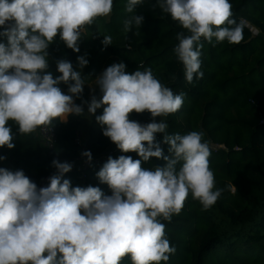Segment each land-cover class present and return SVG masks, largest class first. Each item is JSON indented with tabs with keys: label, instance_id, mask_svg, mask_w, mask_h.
Instances as JSON below:
<instances>
[{
	"label": "clouds",
	"instance_id": "obj_1",
	"mask_svg": "<svg viewBox=\"0 0 264 264\" xmlns=\"http://www.w3.org/2000/svg\"><path fill=\"white\" fill-rule=\"evenodd\" d=\"M142 3L127 0L125 33L140 28L144 17L135 9ZM157 5L186 30L187 34L177 33L174 53L189 84L203 78L202 38L208 43L215 38L217 44L244 39L246 21L234 18L229 0H157L154 8ZM112 9L113 0H0V36L8 41L0 43V147H15L9 121L21 134H30L51 127L54 120L66 122L69 115L85 114L74 103L83 92L81 72L59 60L61 75L54 78L46 71L47 49L59 34L68 48L79 52L77 42L84 29L108 17ZM102 44L111 45L112 37L104 35ZM87 63L78 57L81 69ZM125 67L122 62L113 64L96 78L102 98L92 96L88 114L104 106L103 114L96 116L103 135L120 151L136 152L140 159L108 158L96 176L111 195L99 187L73 188L69 180L61 182L73 167L68 162L53 160L56 174L41 188L22 170L0 168V264H120L126 256L132 264H161L175 253L161 221L171 222L179 215L189 194L204 209L221 196L205 133L169 135L167 123L155 119L176 113L185 93L174 94L151 68L127 74ZM60 83L68 85L71 95L61 91ZM146 111L151 122L142 125L130 119L131 113ZM156 133H165L170 155H164L155 141ZM82 155L91 161L90 151ZM152 157L163 158L166 166L142 167V161Z\"/></svg>",
	"mask_w": 264,
	"mask_h": 264
},
{
	"label": "trees",
	"instance_id": "obj_2",
	"mask_svg": "<svg viewBox=\"0 0 264 264\" xmlns=\"http://www.w3.org/2000/svg\"><path fill=\"white\" fill-rule=\"evenodd\" d=\"M229 2L234 18L237 21L243 18L258 34L253 35L246 25L239 44L227 41L217 44L215 38L208 43L202 38L203 78L194 79L191 84L174 53L177 33L186 30L158 5L154 8L157 0H144L137 5L135 13L144 20L140 28L128 33L123 30V21L130 15L125 11L127 0H113L109 18H98L82 32L77 42L79 52L68 48L58 34L47 49L46 71L54 78L61 75L57 61L66 60L75 71L81 72L85 81L83 92L74 97V103L81 105L85 114L69 115L66 122L54 120L51 147L44 145L38 129L21 134L18 125L9 121L15 147H0V157H4L0 159V168L22 170L39 188L45 179V187L48 186L49 177L56 174L53 160L68 162L73 167L61 182L67 179L73 188L99 187L105 195H111L108 185L96 176L108 160L103 155L113 159L121 155L134 160L140 157L136 152L120 151L103 135L104 126L97 122L96 116L103 114L104 106L94 115L88 114L92 96L102 98L99 87L94 85L91 91L88 84L116 63H124L127 74L151 68L174 94L185 93L183 106L176 113L161 117L168 125L167 133H205L204 139L210 142L209 161L215 188L223 190L208 209L189 194L179 215H174L171 222L161 221L166 226V238L175 248L169 260L161 264H264V0ZM3 30L0 27V32ZM104 35L112 37V44L107 47L102 44ZM0 43L7 45V38L0 36ZM81 56L88 61L83 69L78 65ZM58 87L71 95L67 84L60 83ZM130 119L144 125L153 118L146 111L133 112ZM80 134L85 137L83 141ZM164 136L165 133H156L155 141L168 156L170 146L163 142ZM85 151L91 152L92 159L83 166V160H88L82 155ZM166 163L163 158L152 157L142 161V167L155 170ZM120 264L132 262L126 256Z\"/></svg>",
	"mask_w": 264,
	"mask_h": 264
},
{
	"label": "built area",
	"instance_id": "obj_3",
	"mask_svg": "<svg viewBox=\"0 0 264 264\" xmlns=\"http://www.w3.org/2000/svg\"><path fill=\"white\" fill-rule=\"evenodd\" d=\"M246 25L249 27L250 31L252 32L253 35H257L258 34V30L253 27V26H250L247 22H246ZM7 26V25H6ZM38 134L42 140V142L44 143V145H46L47 147H51L52 145V142L54 140V132L52 130L51 127H40L38 128ZM216 146H212V149L213 150H216ZM219 148H225L224 146H219ZM104 160H107V155H103L102 157ZM89 163V160H83L82 162V165L85 166ZM46 180H44V182L40 185L39 188L41 187H45V183H46Z\"/></svg>",
	"mask_w": 264,
	"mask_h": 264
},
{
	"label": "rangeland",
	"instance_id": "obj_4",
	"mask_svg": "<svg viewBox=\"0 0 264 264\" xmlns=\"http://www.w3.org/2000/svg\"><path fill=\"white\" fill-rule=\"evenodd\" d=\"M109 16H110V15H109ZM109 16L106 17V18H109ZM101 73H102V72H101ZM100 75H101V74H100ZM94 85H95V81H94L93 83H91V84H88V86H89V88H90L91 91L94 90ZM155 119H156L157 122H159V120H161V117H156ZM84 132H85V131H83L82 133H84ZM84 138H85L84 135H81V134H80V140L83 141Z\"/></svg>",
	"mask_w": 264,
	"mask_h": 264
}]
</instances>
